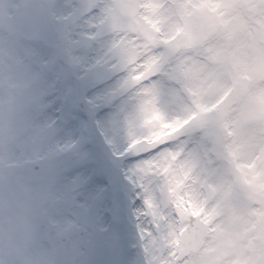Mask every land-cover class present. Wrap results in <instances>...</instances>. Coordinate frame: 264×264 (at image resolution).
<instances>
[{"label":"snow or ice","instance_id":"snow-or-ice-1","mask_svg":"<svg viewBox=\"0 0 264 264\" xmlns=\"http://www.w3.org/2000/svg\"><path fill=\"white\" fill-rule=\"evenodd\" d=\"M101 26L124 73L111 91L139 100L126 147L146 264H264V0H108ZM162 76L178 114L160 107ZM194 123L211 129L203 145ZM233 180L243 211L225 226Z\"/></svg>","mask_w":264,"mask_h":264},{"label":"rangeland","instance_id":"rangeland-1","mask_svg":"<svg viewBox=\"0 0 264 264\" xmlns=\"http://www.w3.org/2000/svg\"><path fill=\"white\" fill-rule=\"evenodd\" d=\"M82 1V0H80ZM56 0H54V3ZM17 11H18V18H17V28L18 30H21V32L25 29V27L29 24H31L30 21H28L26 18L22 20V16H27V9H29L30 5L26 3L24 0H15ZM82 3V2H80ZM42 5V3H41ZM40 5V6H41ZM14 7V5L11 3V0H0V19H6L13 15L11 9ZM78 9H83V7H78ZM77 14H74L71 16L70 19H68L66 22H62L61 26L64 28V32L72 31L71 25H67V23H71L73 21V18L77 17ZM20 27V28H19ZM43 24L38 23V28H43ZM102 27V26H101ZM100 27V28H101ZM103 28V27H102ZM102 30H100L101 32ZM80 34H77L80 38L85 37L83 35L84 32H79ZM40 34V33H39ZM83 42L80 40L78 41V45H81ZM76 46V45H73ZM30 47V42H29ZM48 54L50 56V59L47 63H43V61L47 60ZM48 54L45 53L44 56L40 54L38 56V67L35 69L32 68L33 72L37 75L38 81H39V88L37 93V102L31 106L29 105L28 113L29 117L33 123L34 133L37 132V134L41 133L42 135H46L44 139H42L44 145V150H37L35 148V134L31 138L29 142V148L30 146H33L30 148V151H32L33 156H39L42 153H46L49 156V152L52 149V147H56L58 149V145L56 144L61 138H58L59 135H62L64 138V143H62L63 148L62 150H65L67 154L71 153H77L80 155L81 149L80 144L82 142V139L87 137V134H84V131L87 129L89 130V133L91 134L93 131L92 128L96 129L99 127V129L103 132L104 136L106 135V132L109 133L110 141L113 144V147L115 145L121 146L124 141H127V138H122L123 140H119L118 143H115L113 141L115 132L114 129L106 128V126L102 123L99 124L98 122V112L100 108H103L104 106H107L109 104H113L112 106L115 107L117 114L122 117V119H126L131 114L127 112V114L123 117L121 116L124 110H128L129 107H136V105L132 104H138L139 100L138 98L132 94L127 93L120 99L117 98L118 93L112 92L110 88L109 90L105 91L104 87L101 88L99 93V98L94 103H88L83 102L82 104H79V101L82 100L81 90H86L91 83L97 79L101 78L103 79L107 75H109V68L107 67V72L102 73L98 75L99 73L87 71L84 74V77H81V82H79V76L75 75L79 70L82 73L83 69H80L79 66H77L76 61L78 60L76 57H66L63 56V60L66 61L65 63L63 60H59L58 57H56V54H53L52 51H48ZM84 54V53H82ZM30 56L31 61H33L32 53L30 49ZM74 61V62H73ZM69 64L71 67H69ZM71 68V69H70ZM74 73V75H72ZM108 73V74H107ZM72 75V76H71ZM124 75V74H123ZM122 76V75H121ZM118 77V80L120 77ZM50 80L51 83H46V81ZM116 80V79H115ZM118 83V82H117ZM116 83V85H117ZM161 86H165V90L160 92L159 95V104L160 107L170 115L178 114V112H173L170 107V100L175 95V89L171 87V85L168 84L166 77H161ZM78 87V88H77ZM80 87V89H79ZM80 90V91H79ZM105 97V98H103ZM119 99V100H116ZM118 105V106H117ZM118 107V108H117ZM81 109L88 110L90 109L93 112L94 120H87L85 119L81 114ZM99 109V110H98ZM55 110H59L58 113H55ZM45 112H48V115L52 114H58L59 118L56 123H52L50 121V116L47 118H43V120H36V117L41 118V115ZM45 120V121H44ZM123 120H118V122H122ZM115 122V119H114ZM119 123V124H120ZM123 123V122H122ZM118 129V128H117ZM56 135V138L54 139V136ZM40 136L38 135V142H40ZM47 136H49L51 139L46 142ZM130 136V135H129ZM128 136V137H129ZM78 139L77 143H73L72 141H75ZM194 139H196L194 137ZM34 143V144H33ZM102 148L104 149V145L101 144ZM118 146V147H119ZM101 148V149H102ZM87 149V148H86ZM102 149V150H103ZM89 149H87L88 152ZM91 155L92 156V150ZM118 154H123V158L120 159L117 163V168H114V171L117 173L120 172L121 163L122 161H125V157L131 152H120V150L117 151ZM111 152L107 150L105 155H109ZM50 154L54 155L52 152ZM84 155V154H83ZM57 158H60L59 152H58ZM89 156L80 158V160H84L85 164L83 167V171L79 175H71L69 176L63 171V178H61V169H53L49 170V175L45 178V176H38L34 177L31 180V185L36 186L37 184L40 186L42 185L45 191L39 189H33L35 190V197L39 201L43 200L41 198L46 197L48 198L50 195L51 197L57 202L58 205L49 204L47 206V209L50 210V213L53 214L59 218L62 215H65L63 217L64 221V229L67 228V226H72L75 223L83 222L82 224L89 226L91 228H95L96 225L105 226L104 225V219H105V212L108 210V206H106V201L103 200V194L105 190L102 189V187H94V185H91L88 188H83V184H87L92 177L91 172V162L92 160L89 159ZM69 161L67 164H73L74 161L69 157ZM102 158H100V161ZM46 161H50L49 157L46 159ZM127 162V161H126ZM80 164V163H78ZM134 166L125 167V171L128 175V179H132V169ZM93 170V169H92ZM109 171L113 172V169H109ZM117 173L115 175H117ZM121 173H119V176H121ZM46 175V174H45ZM53 182L52 186L49 188L50 183ZM138 184V181L136 182ZM47 184V186H46ZM126 185H124L125 187ZM61 187H65L64 193L60 195V192L57 193V190H60ZM121 188V187H120ZM114 189V188H113ZM119 191L117 190L115 196L118 197ZM106 195L108 197H111L108 192H106ZM118 203V202H117ZM119 204V203H118ZM106 206V207H105ZM0 230H3L1 228ZM110 230V228H108ZM78 264V263H74Z\"/></svg>","mask_w":264,"mask_h":264},{"label":"clouds","instance_id":"clouds-1","mask_svg":"<svg viewBox=\"0 0 264 264\" xmlns=\"http://www.w3.org/2000/svg\"><path fill=\"white\" fill-rule=\"evenodd\" d=\"M11 3L14 5L11 9L13 15L0 19V215L12 211L25 187L33 190L24 169L32 157L29 142L35 134L28 108L35 101L39 88L29 47V42L39 36V28L29 24L19 31L15 0ZM191 134L198 145H203L210 139L211 129L194 123ZM193 158L202 160L196 145H193ZM242 211L243 189L233 180L222 202L220 219L225 226H230L234 215ZM33 238L34 235L26 239L5 224L0 230V264H29L33 261Z\"/></svg>","mask_w":264,"mask_h":264},{"label":"bare ground","instance_id":"bare-ground-1","mask_svg":"<svg viewBox=\"0 0 264 264\" xmlns=\"http://www.w3.org/2000/svg\"><path fill=\"white\" fill-rule=\"evenodd\" d=\"M161 91H164L163 87H161ZM164 92H166V91H164ZM113 114H114V112H108V113L104 114L103 117H102V120H107L109 122L110 119L112 118ZM124 122H130V118L128 120L124 121Z\"/></svg>","mask_w":264,"mask_h":264}]
</instances>
